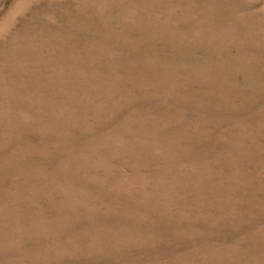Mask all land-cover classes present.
Returning a JSON list of instances; mask_svg holds the SVG:
<instances>
[{
  "label": "rangeland",
  "instance_id": "rangeland-1",
  "mask_svg": "<svg viewBox=\"0 0 264 264\" xmlns=\"http://www.w3.org/2000/svg\"><path fill=\"white\" fill-rule=\"evenodd\" d=\"M0 264H264V0H0Z\"/></svg>",
  "mask_w": 264,
  "mask_h": 264
}]
</instances>
